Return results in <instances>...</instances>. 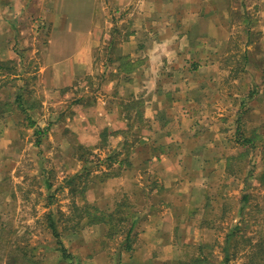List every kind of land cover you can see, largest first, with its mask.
Returning <instances> with one entry per match:
<instances>
[{"label":"crops","instance_id":"crops-1","mask_svg":"<svg viewBox=\"0 0 264 264\" xmlns=\"http://www.w3.org/2000/svg\"><path fill=\"white\" fill-rule=\"evenodd\" d=\"M260 2L264 8V0ZM221 5L226 15L227 0H218ZM216 12L212 0H0V232L8 218L5 207L13 201L10 176L28 133L24 118L33 119V108L23 111L19 106V92L36 90L44 108H53L58 119L64 114L57 122L62 127L68 103L77 100L74 110L81 124L69 132L78 145L92 151L107 146L129 155L118 161L123 174L112 183L125 185L126 180L125 192H130L140 218L132 225L133 236L129 231L131 249L122 247L119 253L120 264H172L176 259L155 255L192 248L182 228L195 226L186 219L203 212L200 202L207 185L199 183L203 178L198 175L205 171L210 179L218 166L225 170L233 155L218 143L206 141L210 145L200 150L187 142L181 148H187L182 171L191 172L185 182L194 178V186L178 189L179 166L170 146L183 134L180 124L195 121V107L214 106L218 83L210 66L191 71L189 63L212 58L216 43L224 41L227 24L221 23L224 15L217 20ZM41 16L51 25L49 36L34 31V20ZM260 30L264 33V27ZM249 69L251 80L256 79L252 93L237 89L234 98L241 107L249 103L248 115L236 121V133L238 142L251 138V147L256 138L264 142V67ZM257 85L260 91L255 93ZM65 132L58 137H67ZM152 149L157 156L144 160ZM206 154H218L217 160ZM193 188L195 196L189 192ZM95 227L109 228L107 223ZM92 258V264H113L107 254Z\"/></svg>","mask_w":264,"mask_h":264},{"label":"rangeland","instance_id":"rangeland-1","mask_svg":"<svg viewBox=\"0 0 264 264\" xmlns=\"http://www.w3.org/2000/svg\"><path fill=\"white\" fill-rule=\"evenodd\" d=\"M212 3L217 7V20L219 14L224 15L221 23L225 20L227 33L221 36L224 41H218L211 51L212 58H199L195 65L190 62L189 69L197 71L204 64L209 65L214 82L218 83V94L213 96V107H195L197 115L194 110L189 111L196 116L195 121L181 123L183 134L170 146L179 166L177 188L189 186L188 183L191 188L194 186L191 182L194 178L185 182L192 177L191 172L182 171L187 148L183 151L181 148L187 142L188 147L200 150L204 146L208 148L209 143H218L233 156L227 159L225 170L218 166L210 179L203 175L205 171L198 175L203 178L199 183L207 185L202 187L203 212L186 219L188 225L194 221L195 226L182 228L187 245L192 248L166 250L165 255L155 256L165 261L176 259L172 264H264V142L256 138V145L251 147L238 142L236 121L241 122L250 107L247 101L239 106L234 98L237 89H242L241 94L252 93L254 78L251 80L248 75L249 68L264 67V33L260 30L264 27V8L260 0H227L225 15L222 5L218 7V0ZM45 18H35L34 31L49 36L51 25L48 21L46 25ZM256 88L255 93L260 91L259 85ZM37 94L36 90H29L28 94L19 92L24 109L20 111L33 108L29 112L33 119L24 118L28 133L23 139L17 170L10 176L13 201L5 207L8 218L3 220L0 232V264H92V256L98 254H107L113 264H119V253L129 231L132 233L134 221L140 218L130 192H125L126 180L123 179L125 185L112 183L114 177L123 174L118 161L129 155L124 154V158L107 146L92 151L78 145V139L69 132L74 131L77 122L81 124L80 113L74 110L78 107L77 100L68 103L64 112L67 121L62 127L57 122L63 120L64 114L58 119L53 108H44L38 102ZM224 118L233 119L232 124ZM30 123L36 128H31ZM54 126L55 130L51 131ZM62 129H66L67 137L59 138ZM187 133H192L189 139L185 138ZM242 134L245 137L246 133ZM155 156L156 149L149 150L144 160L153 161L151 158ZM206 156L217 160L218 154ZM195 189L189 191L193 196ZM50 220L56 225L59 239L53 234ZM100 223H107L109 228L95 227ZM130 239L129 243L134 240ZM59 241L70 257L63 258Z\"/></svg>","mask_w":264,"mask_h":264},{"label":"trees","instance_id":"trees-1","mask_svg":"<svg viewBox=\"0 0 264 264\" xmlns=\"http://www.w3.org/2000/svg\"><path fill=\"white\" fill-rule=\"evenodd\" d=\"M19 102H20V104H19V106H21V108H23L22 106H23V103H21V100H19ZM35 126V124L34 123H30V127L31 128H33ZM47 131V130H46ZM41 132V131H40ZM43 134V132L42 133H40V135H42ZM251 141V140H250ZM249 143V139H243V144L244 145H247ZM52 217H50V219H51ZM137 222V220H135L134 221V225H135V223ZM50 227H51V229L53 230V234H54V236L57 238V239H59V237H60V234H59V232H58V230H57V228H56V225H55V223H54V221H52L51 222V220H50ZM131 232V231H130ZM129 241H130V234L128 235V237H127V239H126V243L123 245V248L124 249H126V250H130L131 249V243H129ZM60 246H61V251H62V253H63V258L64 259H66V258H68V257H70V255H69V253H67V250H66V248L65 247H63V245H62V242L61 241H59V243H58ZM118 263L120 264V254H119V260H118Z\"/></svg>","mask_w":264,"mask_h":264}]
</instances>
